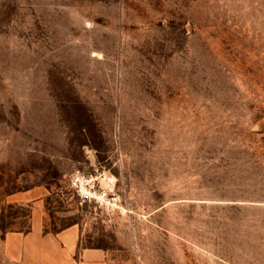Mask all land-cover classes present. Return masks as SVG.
Wrapping results in <instances>:
<instances>
[{
	"label": "rangeland",
	"instance_id": "374dc122",
	"mask_svg": "<svg viewBox=\"0 0 264 264\" xmlns=\"http://www.w3.org/2000/svg\"><path fill=\"white\" fill-rule=\"evenodd\" d=\"M97 164L114 210L68 186ZM35 207L131 264H264V0H0V264Z\"/></svg>",
	"mask_w": 264,
	"mask_h": 264
},
{
	"label": "crops",
	"instance_id": "0c3cea01",
	"mask_svg": "<svg viewBox=\"0 0 264 264\" xmlns=\"http://www.w3.org/2000/svg\"><path fill=\"white\" fill-rule=\"evenodd\" d=\"M36 189L20 191L17 200L36 199ZM80 228L70 224L54 232L45 231L38 207L33 208L30 229L9 230L4 234L6 254L21 264H131L127 259H114L107 249L79 244Z\"/></svg>",
	"mask_w": 264,
	"mask_h": 264
},
{
	"label": "built area",
	"instance_id": "2783aa9c",
	"mask_svg": "<svg viewBox=\"0 0 264 264\" xmlns=\"http://www.w3.org/2000/svg\"><path fill=\"white\" fill-rule=\"evenodd\" d=\"M68 186L79 203L106 211L119 206L120 194L116 186V176L102 165H94L88 170L70 171Z\"/></svg>",
	"mask_w": 264,
	"mask_h": 264
},
{
	"label": "trees",
	"instance_id": "16d2710c",
	"mask_svg": "<svg viewBox=\"0 0 264 264\" xmlns=\"http://www.w3.org/2000/svg\"><path fill=\"white\" fill-rule=\"evenodd\" d=\"M29 229H30V226L27 228V230H29ZM27 230H26V231H27Z\"/></svg>",
	"mask_w": 264,
	"mask_h": 264
}]
</instances>
